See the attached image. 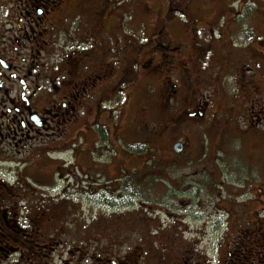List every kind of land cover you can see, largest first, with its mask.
Here are the masks:
<instances>
[{
  "label": "flooded vegetation",
  "instance_id": "af4514ba",
  "mask_svg": "<svg viewBox=\"0 0 264 264\" xmlns=\"http://www.w3.org/2000/svg\"><path fill=\"white\" fill-rule=\"evenodd\" d=\"M107 8L105 0H0V264H207L200 255L190 254L188 242L174 233L149 228L138 241H132L116 230L111 218H125L127 222L134 217L133 211L121 210L124 205H133L123 202L122 196H113L114 190L102 196L107 208L97 214L106 218L99 229L94 226L97 216L91 215L93 224L79 219L78 214L84 218L85 213L76 211L72 203L66 204L73 199L67 189L60 191L62 186L69 188L73 178L76 187L82 186L78 196L94 200L93 186L83 184L85 177L95 183L93 145L100 137L116 149L115 154H98L104 161L100 170L107 177L112 170L116 175L112 180L130 192L129 197H137L134 188L159 177L154 169L158 167L156 155L141 157L139 144L143 142L136 138L137 119L127 123L120 114L125 103L122 92L139 83L141 69L137 72L135 67L150 72L153 61L136 62L132 56V66L126 61L123 64L115 59L120 66L111 61L104 39ZM182 8L177 13H187L189 17ZM173 10L170 8V12ZM155 35L159 49L181 52L180 46L169 39L164 24L155 30ZM83 45H87L86 49H82ZM140 49L142 56L143 47ZM228 60L231 63L234 58L230 56ZM200 61L198 57L193 72L185 78L189 86L179 89V84L166 81L174 87L169 98L179 106L168 110L169 121L180 135H174L172 156L163 159L162 165L169 168L183 159L192 161L190 153L196 149L187 148L191 146L189 134L199 128L202 136L210 137L212 131L216 140L232 148H237L234 137H239L238 149L247 152L249 160L256 157L257 162L261 158L264 167V100L260 99L263 95L256 83L264 81V54L249 56L240 67L251 74L249 92L256 94L257 101L252 107L243 105L245 109L238 112L232 101H225L219 110L223 122L220 126L213 121L216 112L209 100L200 101L199 94L196 105L192 99L198 87L212 83V77L204 73L208 68L198 66ZM173 68L175 64H169L168 70ZM202 72L200 77L193 76ZM242 76L238 79L243 83ZM117 98V108L107 110ZM183 105L197 108L187 111ZM242 113L248 114V118L243 117L248 120L244 126L239 120ZM131 132L130 141L127 136ZM176 144L183 146L180 152L175 150ZM142 159L149 165L153 163V170L141 177L128 172V167L139 171L136 165ZM128 178L133 184L126 183ZM207 179L206 176L197 182L200 193ZM192 190L194 187L189 185L187 192ZM255 205L258 204L250 203L251 212L241 207L238 212L227 210L233 217L250 214L254 219L251 224L238 222L244 224L241 230L257 237L252 244L257 247L249 250L246 264H261L264 257V219H260L264 217V205L260 203L258 209ZM200 209L199 202L196 212Z\"/></svg>",
  "mask_w": 264,
  "mask_h": 264
},
{
  "label": "rangeland",
  "instance_id": "374dc122",
  "mask_svg": "<svg viewBox=\"0 0 264 264\" xmlns=\"http://www.w3.org/2000/svg\"><path fill=\"white\" fill-rule=\"evenodd\" d=\"M105 1L108 3L106 12L108 21L104 29V39L111 61L118 66L120 65L114 61L115 59L123 64L126 61L128 66H132V57L137 59L136 62L141 63L153 61L150 72L135 67L137 72L141 69L139 83L135 87L125 88L122 92L125 103L122 104L124 106L120 114L125 116L127 123L137 119L138 131L141 134L136 130L140 137L136 138L143 142L139 145L144 146L139 149L142 153L141 157L149 159L152 154L156 155L155 164H158V167L155 166L154 169L159 172V177L152 182L142 183L141 187L134 188L137 197H129L130 192L121 189L118 182L112 180L116 176L112 170L111 180L100 170L104 161L98 157V154L116 153L114 146L100 137L93 145L96 169L92 177L95 183L92 178L85 177L87 181L83 184L93 186L94 200L90 201V198L82 200L81 196H78L82 186L76 187V180L72 178L69 188H64L66 186L60 188L62 192L67 189V192L73 196V199H69L66 204L72 203L76 211L84 212V218L81 214H78V218L88 219L91 224H93L91 215L97 216L98 220L94 219V226L95 229H99V225H104L106 219L104 215H97L107 208L102 196L114 190L116 192L113 196L116 198L122 196L123 202H130L133 205V207L124 205L122 206L124 209L121 210L133 211L134 218L127 222L125 218L110 220L116 230L131 238L132 241H138L140 235L149 230L174 233L188 242L190 254L200 255L207 264L216 263L218 260L227 261L226 264H237L231 260L232 258L239 264H246L250 259L249 250L257 247L255 245L252 247V244L256 242L253 240L257 237L241 229L244 224H251L254 219L250 218V214L243 215L245 219L238 215L233 217L230 212L233 210L238 212L239 207L249 210L252 202L258 204L255 205V209L261 207L260 203L264 205L262 159L257 158L256 162V157H251L249 160L247 152L245 151L246 154H244L238 149V142L241 141L239 137H234L236 143H233L237 148H232L231 145H225L216 140L212 131H210V137L208 134L202 136L197 128L189 134L191 146L187 145L190 150L196 149L194 153H190L189 158L192 161H185L182 157V162H176L169 168L162 165L165 163L162 162L163 159L166 160L167 157L172 156L170 153L172 143L176 141L174 135H180L173 128V121H169L171 114L168 110L179 106L173 103L175 99L169 98L174 87L166 81L170 79L179 84V89L189 86L185 78L193 72L194 63L199 57L201 61L198 66L208 68L204 73L212 77V83L198 87L192 99H195L196 105H199L198 95L202 94L200 101L211 102L212 109L216 112L213 115L216 126L223 124L219 110L225 101H232L237 112L245 109L243 105L252 107L253 101L257 99L253 91L249 92L251 74L244 73L247 70H241L240 67H244L249 56L257 57L264 54V0ZM182 7L189 12V17L187 13L175 14ZM170 8L174 10L170 12ZM162 24L166 28L169 39L180 46L181 52L161 50L156 45L158 40L155 38V30L157 31ZM86 46L83 45L82 49H86ZM140 47H143L144 51L142 56ZM133 48L135 49L131 51ZM162 53L165 56H161ZM169 53L170 57H168ZM230 56L234 58L231 61L232 64L228 63ZM171 63L175 64V68L168 70ZM235 67H238V70L234 71ZM204 73H193V76L200 77ZM241 75L245 77L243 83L238 79ZM256 83L260 88L257 90L263 95L260 99L264 100V81L256 80ZM242 84H246V87ZM247 86L249 89H244ZM178 96L177 94L176 97ZM118 100V98L114 99L109 106L107 104V110L113 111L111 106L117 108ZM183 108L190 111L197 107L183 105ZM241 117L240 124L247 125L248 120L244 118H248V114L242 113ZM132 135L133 132L127 136L130 141ZM200 148H202L201 151ZM153 165V163L147 164L142 159L136 165L141 168L139 171L129 167L127 170L136 172V176L141 177L147 171L153 170ZM200 174L202 177H199ZM206 176L208 178L206 186L200 193L197 182L205 180ZM146 177L145 175L144 178ZM79 180H82V177ZM143 181L145 180L142 179ZM119 183L123 184L122 181ZM126 183L133 184L132 179L128 178ZM189 185L194 187L193 193L187 192ZM90 195L87 194V196ZM187 200L190 202L187 203ZM199 202L201 209L196 212ZM106 217L109 218V216ZM241 220L244 224L238 223ZM238 257L241 259L237 260ZM261 264H264V257Z\"/></svg>",
  "mask_w": 264,
  "mask_h": 264
},
{
  "label": "water",
  "instance_id": "95a60500",
  "mask_svg": "<svg viewBox=\"0 0 264 264\" xmlns=\"http://www.w3.org/2000/svg\"><path fill=\"white\" fill-rule=\"evenodd\" d=\"M174 148L177 152H180L183 149V146L181 144H176Z\"/></svg>",
  "mask_w": 264,
  "mask_h": 264
},
{
  "label": "trees",
  "instance_id": "16d2710c",
  "mask_svg": "<svg viewBox=\"0 0 264 264\" xmlns=\"http://www.w3.org/2000/svg\"><path fill=\"white\" fill-rule=\"evenodd\" d=\"M171 12H172V11H171ZM177 12H178V11H177ZM175 13H176V12H175ZM140 148L142 149V148H144V146H143V145H141V146H140Z\"/></svg>",
  "mask_w": 264,
  "mask_h": 264
}]
</instances>
